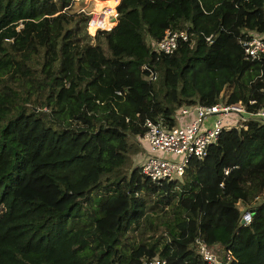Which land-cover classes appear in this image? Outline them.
I'll list each match as a JSON object with an SVG mask.
<instances>
[{"label": "trees", "instance_id": "16d2710c", "mask_svg": "<svg viewBox=\"0 0 264 264\" xmlns=\"http://www.w3.org/2000/svg\"><path fill=\"white\" fill-rule=\"evenodd\" d=\"M72 1L0 0V264H208L196 237L264 264V122L222 128L180 179L131 166L146 118L259 105L264 52L246 58L241 40L264 35V0H119L93 34ZM183 28L174 51L154 48ZM100 66L113 76L66 78Z\"/></svg>", "mask_w": 264, "mask_h": 264}, {"label": "built area", "instance_id": "2783aa9c", "mask_svg": "<svg viewBox=\"0 0 264 264\" xmlns=\"http://www.w3.org/2000/svg\"><path fill=\"white\" fill-rule=\"evenodd\" d=\"M116 5L102 6L89 11L86 28L91 33L98 28L109 29L117 21ZM108 22L112 24L107 25ZM189 32L186 28L171 30L166 29L163 36L153 43L155 49L163 53H171L178 45L179 41H187ZM245 57L259 59L264 52V35L250 32L248 36L241 40ZM148 69V79L154 80L157 73L147 64L143 65ZM261 76V75H260ZM250 105L257 103V98L248 99ZM233 113L234 119L225 116ZM181 115H187L188 119L175 126H168L162 118H146L145 131L141 138H145L150 145L148 152L141 161V171L154 182H161L164 179L181 178L184 174L185 166L190 157L202 158L208 150V146L214 142L224 127L243 126L246 127L248 120H258L264 122V90L263 97L259 105L248 108L246 104L238 100L236 102L217 101L210 105L195 104L181 106L177 112V119ZM209 121V122H208ZM156 150L169 154L157 155ZM227 172V170H226ZM252 212L246 210L243 224H247L251 219ZM195 247L199 255L208 264H228L233 258L230 250L220 251L216 245H208L202 237L195 238ZM145 264H167L164 258L153 257L145 261Z\"/></svg>", "mask_w": 264, "mask_h": 264}, {"label": "rangeland", "instance_id": "374dc122", "mask_svg": "<svg viewBox=\"0 0 264 264\" xmlns=\"http://www.w3.org/2000/svg\"><path fill=\"white\" fill-rule=\"evenodd\" d=\"M119 2V0H116L115 3L111 4L110 0H103L101 2L97 1V0H73L71 6L69 7L68 11L70 13H75V14H79V13H84L87 14L89 11H92L96 8H100L102 6H112V5H116ZM116 7V6H115ZM117 20V19H116ZM116 23V21H115ZM110 24H112L110 22ZM93 28L90 27V29L87 31L90 34H93L90 32V30H92ZM112 66H108L107 68H105L104 66H100V67H95L94 70H87V69H74L71 70L70 72H68L66 74V78H69L70 80L73 79L74 77V73L75 72H85L86 74H88L89 76H95V77H107V76H113V73L111 72ZM222 101V100H220ZM232 116V117H231ZM234 119L235 115L231 112L230 114L226 115L224 120H227L228 118ZM139 147L141 148V150L137 153H134L131 155V166L136 163V162H141L142 159L144 158V156L150 152V145L148 143V141L145 138H139ZM154 154L157 155H165V156H169V154L167 153H163V151L160 150H156L153 152Z\"/></svg>", "mask_w": 264, "mask_h": 264}, {"label": "crops", "instance_id": "0c3cea01", "mask_svg": "<svg viewBox=\"0 0 264 264\" xmlns=\"http://www.w3.org/2000/svg\"><path fill=\"white\" fill-rule=\"evenodd\" d=\"M97 1L101 2L103 0H97ZM187 119H188L187 115H181V116H179V118L177 120H178V123H180L182 121H186Z\"/></svg>", "mask_w": 264, "mask_h": 264}, {"label": "water", "instance_id": "95a60500", "mask_svg": "<svg viewBox=\"0 0 264 264\" xmlns=\"http://www.w3.org/2000/svg\"><path fill=\"white\" fill-rule=\"evenodd\" d=\"M243 222H244V217H241L237 225L240 226L243 224Z\"/></svg>", "mask_w": 264, "mask_h": 264}]
</instances>
